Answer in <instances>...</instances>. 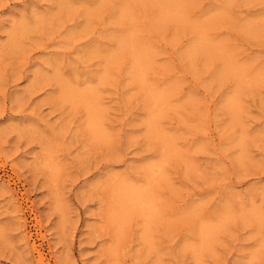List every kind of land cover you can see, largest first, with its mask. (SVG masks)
<instances>
[{
	"label": "rangeland",
	"instance_id": "1",
	"mask_svg": "<svg viewBox=\"0 0 264 264\" xmlns=\"http://www.w3.org/2000/svg\"><path fill=\"white\" fill-rule=\"evenodd\" d=\"M0 264H264V0H0Z\"/></svg>",
	"mask_w": 264,
	"mask_h": 264
},
{
	"label": "bare ground",
	"instance_id": "2",
	"mask_svg": "<svg viewBox=\"0 0 264 264\" xmlns=\"http://www.w3.org/2000/svg\"><path fill=\"white\" fill-rule=\"evenodd\" d=\"M158 98H159V97H156V100H158ZM160 168H161V167H160ZM159 173H160V171H159ZM134 190H135V189H134ZM132 192H134V191H132ZM126 194H127V193H126ZM128 194H129V193H128ZM128 194H127V196H130V195H128ZM135 195L137 196V194H135ZM136 196H135V197H136ZM139 196H140V195H139ZM133 197H134V196H133ZM127 198H128V197H127ZM139 200H140V199H139ZM129 201H131V199H130ZM145 203H146V202H145ZM133 204H134V202H133ZM135 204H136V203H135ZM137 211H138V210H137ZM156 216H157V215H156ZM210 229H211V228H209V227L205 228L204 234H205V233H206V234L211 233Z\"/></svg>",
	"mask_w": 264,
	"mask_h": 264
}]
</instances>
